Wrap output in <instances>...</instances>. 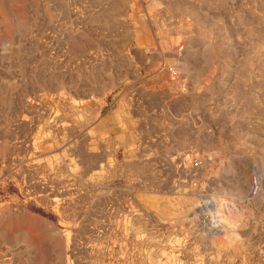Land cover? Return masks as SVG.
<instances>
[{"label":"rangeland","instance_id":"obj_1","mask_svg":"<svg viewBox=\"0 0 264 264\" xmlns=\"http://www.w3.org/2000/svg\"><path fill=\"white\" fill-rule=\"evenodd\" d=\"M0 264H264V0H0Z\"/></svg>","mask_w":264,"mask_h":264},{"label":"built area","instance_id":"obj_2","mask_svg":"<svg viewBox=\"0 0 264 264\" xmlns=\"http://www.w3.org/2000/svg\"><path fill=\"white\" fill-rule=\"evenodd\" d=\"M194 166L198 167L199 166V162L198 161H195L194 162Z\"/></svg>","mask_w":264,"mask_h":264},{"label":"bare ground","instance_id":"obj_3","mask_svg":"<svg viewBox=\"0 0 264 264\" xmlns=\"http://www.w3.org/2000/svg\"><path fill=\"white\" fill-rule=\"evenodd\" d=\"M165 33V32H164ZM135 166V165H134ZM132 167V166H131ZM139 170V168H137ZM134 172V171H133ZM137 172V171H136ZM139 172V171H138Z\"/></svg>","mask_w":264,"mask_h":264}]
</instances>
